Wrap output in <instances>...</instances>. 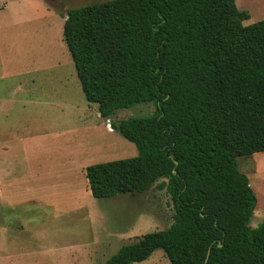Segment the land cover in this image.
Wrapping results in <instances>:
<instances>
[{"label":"trees","instance_id":"obj_1","mask_svg":"<svg viewBox=\"0 0 264 264\" xmlns=\"http://www.w3.org/2000/svg\"><path fill=\"white\" fill-rule=\"evenodd\" d=\"M249 16L235 0H104L66 11L63 40L100 116L156 106L111 124L138 152L87 165L91 195L159 181L173 203L167 228L103 264L140 262L156 249L171 264H264V222L249 224L256 196L237 163L264 152V18L243 24Z\"/></svg>","mask_w":264,"mask_h":264},{"label":"rangeland","instance_id":"obj_2","mask_svg":"<svg viewBox=\"0 0 264 264\" xmlns=\"http://www.w3.org/2000/svg\"><path fill=\"white\" fill-rule=\"evenodd\" d=\"M100 1L104 0H0V140L7 142L17 160L9 164L13 173L4 179L0 197L4 200L38 194L41 185L29 177L31 174L43 177L54 190L50 192H55L59 181L80 184L83 178L86 184L87 165L138 152L134 143L108 126L121 119L153 114L156 106L140 102L101 117L98 104L87 102L83 95L63 40L66 11ZM235 2L239 10L250 14L243 24L264 18V0ZM237 163L256 196L249 224L257 227L264 222V152L237 157ZM158 183L140 193L105 198L77 189L74 196L90 210L62 212L48 221L29 207L17 208V220L31 223L26 232L9 233L21 241L16 242V250H22V241L38 235L54 250L51 261L102 264L123 244L173 222L171 197ZM59 190L64 193L72 189ZM65 245L81 249L63 256ZM131 264L171 262L162 249H156L147 259Z\"/></svg>","mask_w":264,"mask_h":264},{"label":"crops","instance_id":"obj_3","mask_svg":"<svg viewBox=\"0 0 264 264\" xmlns=\"http://www.w3.org/2000/svg\"><path fill=\"white\" fill-rule=\"evenodd\" d=\"M108 129L112 130L109 126ZM10 152L11 148L7 142L5 140H0V197L3 194L4 179L13 173V167L10 168L9 164L17 161L15 159L16 156ZM29 177L35 179L39 186L41 185V190H39L38 194H32L34 193L32 192L30 196L11 200H4L3 198H0V264H64L61 260L51 261L50 258L52 257V252L54 250H51L49 246L47 248V244L44 245L43 237L41 238L38 235L34 237L35 240L34 238L32 239V237H28V242H26V240L22 241V250H16V242L21 241L18 240L16 235L10 234L9 232L12 233L16 230L26 232V228L31 222H21L20 220H17L18 217L15 209L23 206L29 207L33 212H40L41 216L44 217V221H48L52 219L53 216L56 217L62 212L67 213L75 210H88L89 208H85L86 203L84 204L78 196H74L77 189L83 191V194L84 191L91 193L88 187V182L85 184L86 181H83V178L80 184H68L66 182L59 181L55 186V192H50L54 190H51L50 186L44 182L43 177H41L42 180L38 174H31ZM47 187H49V189H47ZM59 189L72 190L59 193ZM5 215H7V217H5ZM30 242L33 243L28 244ZM65 249L66 252L63 256H72L73 253L77 252L81 248H74L65 245ZM45 253L48 255H45Z\"/></svg>","mask_w":264,"mask_h":264},{"label":"water","instance_id":"obj_4","mask_svg":"<svg viewBox=\"0 0 264 264\" xmlns=\"http://www.w3.org/2000/svg\"><path fill=\"white\" fill-rule=\"evenodd\" d=\"M109 127L111 128V129H113V127H112V125L111 124H109ZM209 252V251H208ZM208 254V253H207ZM206 261H207V257H206V259H205V262H204V264H206Z\"/></svg>","mask_w":264,"mask_h":264}]
</instances>
